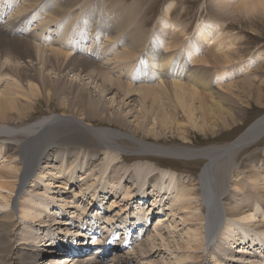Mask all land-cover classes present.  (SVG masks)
<instances>
[{"label":"bare ground","instance_id":"6f19581e","mask_svg":"<svg viewBox=\"0 0 264 264\" xmlns=\"http://www.w3.org/2000/svg\"><path fill=\"white\" fill-rule=\"evenodd\" d=\"M46 1L47 0H9V6L5 10L6 2H8V0H0V34L4 33V37H6V40H3L0 37V44L3 43V45H7V43L10 42H17L19 45H25L27 46L25 49L27 52L26 58L30 59L25 60V65L21 66L18 62L19 60L11 57L12 54L10 56L7 53L4 55L10 56V59H7V61L15 60V62H13L12 65L3 64L0 68V83L8 80L5 88L3 90L0 89V140H9L12 142V144H7L9 142L8 141L6 143L7 145H5L3 150L0 151V158L9 161L7 165L8 167H6L8 170L5 169L2 171L0 169V192H9L10 195V197H7L0 193V209L9 208L10 205L13 207V211L9 212L10 216H8V213L0 214V229L5 231L4 234L0 230V264H104L109 258H111V264H124V262H127V258L118 255L119 253H117L120 245L116 247L114 245L111 249L107 250L106 242H108L110 238H113L114 232L124 231L127 233V236H124L119 244L130 242L129 246L131 247L135 241L134 235L138 234V230L146 231L144 221L146 222L148 219L151 220L150 215L155 216L156 213L151 214V210L148 207L146 208L147 204L142 202L141 208L147 209V213L150 210L146 217L141 215L144 219L140 218L139 215H137L136 218L128 217V215L130 216L131 214L128 212H124L123 214L118 212L115 216H109L104 219V217H106V213L102 211L101 203L104 202V197H106L107 193L98 194L97 191L93 190L94 195L90 194V200L92 198L93 202L95 199L99 203H93L90 201L89 206H85L82 197L88 195L89 192L93 193V191H89L92 188V185L90 189L86 191V187L88 186L86 183L80 185V191L77 193L78 196L76 197L81 198L78 201H74V206L72 208V210L76 209L75 212H78L81 208L82 213L79 212L78 222L81 223V226L86 228V233L79 229L75 238H72V240L65 243L57 238L54 242V247L64 248L66 250L65 253L57 254L53 251L54 249L47 250V247L45 246L37 249V240L31 234V226H34L35 224L37 234H42L45 229L50 227V225L38 224V221L42 220L45 216L48 218L52 216V214L47 215V213H49L48 210L51 208V204L55 203V201L61 202L60 206L58 205L61 209L58 211L59 214L65 217H70L67 213V208L70 204L68 200L53 197L44 200L42 199L44 197V193L42 194L38 192V190L42 187L40 188L36 186V184L43 181L45 175H42V172H40L39 175H36L37 173H35L38 169V165H40V161L45 162V170H50L46 168H56V166L48 164V161L52 159V154L50 152L55 147L84 146L87 143L86 140L90 138H95V140L99 141V144H102L101 146L107 147L110 151H128L121 148V146L115 142L116 139L125 138L138 144L142 155L147 154L155 158L183 156L185 158H199L203 160L202 162L205 163V167L202 170L200 178L202 182L201 189L205 195V198L203 195V200H205L203 201L204 205H202V193L201 189L198 188L199 184L197 181L190 182V185L183 186L179 176H176L175 178L170 176V179L175 181L173 185H176L177 183V186L175 188L173 187L174 193H172V185L166 186L164 183L159 184L160 181H165L160 180L157 170H155L154 174H152L153 172L149 170V168H146V170H148V174L142 175L137 172L138 168L135 166L136 169L134 168L132 171L135 170L136 179L133 178L134 176L132 175V172L131 176L130 174L128 175L127 170L123 169L124 167L120 165L121 162L119 160L122 158L124 161L126 160L123 155L116 156L111 159H105L103 166L105 167L104 170L99 168L101 163H98L92 168V174L89 175L97 178V180L100 179L101 181H104L105 184L120 185L125 180V184L122 186L125 189V192L127 187L126 184H135L140 177L148 179L147 175H151L149 180L146 181V186L144 185L146 190L140 194H144L142 197H146V195L153 196V200L155 201L153 206L156 204V206L159 205L160 207L158 206V209L162 208L161 203L164 202L165 198H168L166 195L170 196L171 194L176 193L175 202L177 204H183L182 207L178 204V206L181 207L180 209L190 211V213L186 216L187 220H192V223L190 222L192 225L194 224V219L199 223V226L195 229L191 228L188 231V235L192 239L188 242V248L196 249L200 254L197 252L196 255L194 252L195 255L193 254L191 258L192 263L190 262L186 264H222L223 258H227L228 255L235 256V258H237L240 257L241 252V256L243 258H245L244 255L246 254L259 256L257 252L260 248H264V244L261 240H259V238H254L256 234H252L259 232L260 236H264V222H261L259 225H250L252 230H247L239 239H236L238 235L236 227L230 224L227 225V223H224V220L239 217H241L240 219L242 220H250L251 218L254 219V216L250 214L251 211L262 215L264 218V193L258 197L252 192H246L247 190H250L249 183H246V187L248 189L245 188V185L244 187L241 185L239 189H235V192L231 191V194L229 193L227 196L225 195L229 188V184L231 182L239 181H233L234 177H238V179L240 178L238 172L235 174L236 169L240 167V164H236L235 162L236 158L239 155H242L245 151H248L264 142V117L253 124L252 127L250 126L251 128L249 127V129L241 134L234 142L202 150H185L182 148L170 150L165 146L153 143H147L144 141L141 142L139 140H136V142L132 138L133 136L130 137L120 131L115 132L106 131L104 129H95L93 127L91 128L90 124H85L83 122L84 120L89 121V119L93 118V116H96V119H100V122L102 123L117 124L119 127L121 126L127 130L133 129L136 134L141 132L143 135L152 136L157 140H160L164 134L159 132V129H162L165 131L168 130V132L176 131L178 136L182 137L183 140L188 141L189 131H186L185 127L182 126L185 125L184 123L180 124L178 122L176 114L169 113V111H173V109L170 106L165 105V98L167 95H172L174 99H177L182 108L181 113L185 115V117L187 116L190 120H192L190 121L189 126L197 131L204 132L205 129H202L198 125V120L194 117L196 112L194 103L199 101L200 104L197 111H202L206 109V105L208 104L205 103L207 102L206 100H213L217 103L216 100L218 96L215 100L213 98L214 95L210 96L209 94L208 97L207 93H205L206 95L200 93L198 90L199 82H196V73L195 71L188 70L187 65L189 63L207 64L212 62L214 61L213 55L216 51H208L205 58H200L201 49H198V45L200 47V44L197 42V44L194 45L193 41H189L190 43H188L187 46V54L185 53L181 55L179 53H175L169 57L166 53L158 51L157 49L152 54L150 52L152 49L151 47L154 44L159 46V43H162L163 38H160L159 36L165 35V32L168 29L165 24H161V26H159V35H157V37H151V42H147L144 41L140 35L139 37H136L131 32V28H129L121 18L108 17L106 14L102 16V14H100V17H103L104 20L100 23L96 21L97 23L95 26L97 27L87 33H84L78 25L76 19V16L81 17V12L85 10L83 6L78 3V0H76L77 2L74 0H54L55 3L53 6L48 3L44 4ZM261 2L262 0H255L252 2L241 1V7L238 10L241 12L245 11L247 12V15H250L249 13H255L256 11H259L260 8L243 7V5H258ZM15 6H18L17 10L10 14L8 21L6 20L5 22H2L4 19L3 13H8V11H10L11 8L13 9ZM47 6H49V9ZM70 6L71 9H69ZM218 7L222 13L227 7H229V4L221 3ZM50 11L51 13H48ZM75 14V19H73L74 17L72 16ZM69 18H71L70 22H68L70 20ZM63 20L64 24H61ZM31 27L34 28L31 30ZM127 28H129V32L125 33ZM139 29L140 27L138 26L136 31ZM142 32L144 31H141V33ZM213 32L214 31L211 32L207 30V27H204L201 28L197 34L200 38L202 37L207 39ZM54 34L57 35V38L51 37ZM72 35L73 37L78 36L79 40H75L71 37ZM47 38L50 39L43 43V47L37 45L39 40L41 41L42 39ZM173 38L179 39V36H174ZM31 40H33V42ZM198 40L199 39H197V41ZM178 42L180 43V39ZM84 43L87 45L84 46L83 50L79 49V44L83 45ZM227 47L228 44H226V42H221L218 44V51L224 50ZM73 51H75L74 55H72ZM48 52H50V55H48ZM137 52L139 54L138 56L135 55ZM226 52L227 51L224 53ZM187 55L191 56L193 61H188ZM226 58L228 59L227 63L232 64L230 63L232 62V59H229L230 56ZM102 59H108L107 63L101 64L103 61ZM227 59L224 60L227 61ZM35 61H37L36 64H34ZM38 62L45 66H49V68H52L54 72L56 71L58 76L56 80L57 86H51L48 88V92H46L45 95L48 97V101L52 100L54 97L58 98L59 106L63 108V110L67 111V114L56 118L41 119L33 124L26 125L25 123L27 121L29 122L33 117L36 107L35 105L38 104L36 102L37 98L40 97L39 95H35L37 87L33 80L29 77V74L37 73L39 76H42L45 75V72L47 71L38 69ZM208 66L212 67L209 64ZM220 67L222 66L220 65ZM244 67L245 64H240L234 67V72H239ZM72 73H74V76L77 75V77L80 78V85L83 82L82 84L85 87L83 91L77 89L75 90V93L72 94V91L74 90L72 88L73 86H71L72 83L69 81L70 74ZM219 74L220 77L223 78L224 74L222 71L219 72ZM123 79H126V81L124 82ZM9 80L12 81L9 82ZM40 81L46 85L45 79H40ZM73 81L75 82V80ZM87 81H89V83H85ZM156 81L158 84L154 85L153 83ZM89 84L96 86V88H100L101 91L96 89L97 92L104 95H112L116 92L118 97L120 96L123 98L121 99L124 101L122 107L125 109L129 108L127 106L131 103H137V106L140 108L139 112L136 111L137 113L133 115H130L129 113L124 115V112L117 113L113 115V118H111L109 116V108H107L104 103L107 99H104L103 95V97L101 96L103 101L97 102L93 99L92 93L95 94L96 91L95 88L92 91V87H90ZM227 89L229 90V88ZM210 91L208 93H210ZM26 92L29 95H27ZM222 94L225 93L223 92ZM22 98L26 99L25 105H19V102L22 100L24 101ZM209 113H211V111H209ZM232 128L233 127H231V129ZM3 136L6 137L3 138ZM65 153L72 152L60 151V153H58L55 157L60 158ZM76 160L77 159H73L72 166L75 171L79 172L74 173L67 168L65 169V173L63 175L65 177L64 179L69 180L67 184L61 183L65 185V187H68L71 184L75 175H78L79 177L83 172L87 173V169H82L81 165L77 166L75 164ZM88 160H92V157H88ZM257 166L260 172L256 170L257 172L255 173L263 174L261 187L264 188V168L262 165L257 164ZM34 176L36 179L35 185H32L34 190L28 188L27 193H25L27 195L23 197L24 201H22L20 192H22V189L28 179L31 178L32 180V177ZM130 179L131 183H128ZM77 180L78 179L75 178L74 182ZM243 180L244 179H242V181ZM252 183V185H255L256 181L252 180ZM191 184L194 185L191 186ZM134 188L135 187H132V190H136ZM150 188L153 189L151 194H149L148 191ZM115 194L118 196V192H115ZM236 194L238 195L236 196ZM137 195H139V193ZM122 196H125V194ZM137 197L139 198L138 200L145 199L139 196ZM34 198L35 200H31ZM136 200L137 199L134 201ZM232 200L237 202L233 203ZM122 201L123 200L120 202ZM116 202L113 203H119ZM175 202L174 204H176ZM253 202H255V204H253ZM256 205L260 207L258 211L255 209ZM132 206L133 205H131V207ZM245 207L250 210H244ZM194 208L196 211L193 210ZM44 210H46V213ZM159 211L162 210L160 209ZM18 212L20 224L16 221V215ZM206 212L207 215H205ZM124 215L125 219H120ZM174 215L177 216L176 213ZM103 219V224H105L106 227L102 226V228L103 230L107 229L108 232H100V229L96 226L97 223H100ZM92 222H94V225H92ZM159 222L163 221L161 220ZM74 223L75 222H73V225L77 227L78 224ZM47 224H49V222ZM161 224L162 223H160V225ZM220 228H223L221 233L219 231ZM89 231L91 234L94 236L97 235L98 237H88L87 233ZM218 231L221 237L226 234L228 237H225L235 244L241 241L237 249L243 246V250L240 248V250L234 253L228 247L231 245L230 243H225L221 240L217 242L215 241V243L214 236H216ZM191 232H193V234ZM121 234L123 235V233ZM81 235L84 237L82 238ZM160 237L163 236L160 235ZM213 237L214 239H212ZM86 239H89L88 245L85 243ZM248 239L250 241H248ZM236 240L237 242H235ZM155 241L156 240H154V238H150V242L152 243L149 242V247L144 245L146 246L144 249H141L138 246L139 256L136 257V261H140L141 264H161L160 261L151 259L158 251L162 252V250H164L163 248L157 249L156 251L152 250L154 248ZM192 242L194 246L192 245ZM211 243H213V247L210 245ZM67 244L71 247L70 251H67L66 249ZM246 245L248 246V249L253 248V251H244V247ZM92 246H96L97 248L92 250ZM86 248L90 249V254L94 255L96 257L95 259L74 258L76 254L82 256L84 254L83 251ZM133 249H135V247ZM207 251H209V254L214 256L215 259L217 258L215 262L208 261L206 255ZM188 252L191 251L188 249ZM40 253L42 255L41 259L39 257ZM261 253L260 258L263 260L262 264H264V254ZM51 254L54 256L48 257V255ZM235 254L239 255L236 256ZM60 257L64 259H57ZM45 258L47 259L44 260Z\"/></svg>","mask_w":264,"mask_h":264},{"label":"rangeland","instance_id":"374dc122","mask_svg":"<svg viewBox=\"0 0 264 264\" xmlns=\"http://www.w3.org/2000/svg\"><path fill=\"white\" fill-rule=\"evenodd\" d=\"M47 1L44 2V4L48 3V4H51V6H53L55 1L57 0L55 1L47 0ZM74 1L77 2L76 0ZM241 1L252 2L255 0H78V3L82 5L85 10L81 12V17L76 16L77 13L72 17H74L73 19H75V16H76L77 23L84 33H87L88 31L95 29L97 27L95 26V24L97 22L100 23L101 21L104 20L103 17H100V14H102V16L106 14L108 15V17L121 18L124 21V23H126V25H128V27L131 28V32L136 37H139L140 35L143 38V40L147 42H151L150 41L151 37H157V35H159V28H160L159 26H161V24H165L168 27L167 31L165 32V35L159 36L160 38H163L162 43H159V46H156L154 44L151 47L152 49L150 52L152 54L155 52L156 49L158 51H162L166 53L169 57L175 53H179L181 55L185 53L187 54L188 52L187 46H188V43H190L189 41H193L194 45H196L197 42L198 44H200V47L198 45V49H201L200 58H205L208 51H211V52L216 51L213 55L214 61L209 62L207 64L189 63L187 65V69L190 71H195L196 73L195 76H197L196 82H199L198 90L200 93L202 94L207 93L208 97H209V94L210 96L214 95L213 97L214 99L217 96L219 97V98L217 97V100L215 99L217 103L214 102L213 100L212 101L206 100L207 102L205 103L206 104L208 103V104L206 105L205 110L209 108L207 111L205 110L197 111V108L200 103L199 101H196L194 103V107H196V112H195L194 117L195 119L198 120V125L202 129L203 128L205 129L204 131L205 133H204L202 131H197L189 126V123L192 120H190L187 116L185 117V115L181 113L182 108L179 105L177 99H174L172 95H167V97L165 98L166 100L165 105L170 106L173 109V111H169V113L176 114V118L178 119V122L180 124L182 123L185 124L182 126L185 127L186 131H189L188 141H185L183 140L182 137L178 136L176 131L168 132V130L165 131L162 129H159V132L160 133L162 132L161 134L164 133L165 136L163 134L161 139L157 140L156 138L152 136L143 135L141 132L136 134L133 131V129L127 130V129L122 128L121 126L119 127L117 124L104 123V122L102 123L100 122V119H96V116H93V118H91L92 120L91 119H89V121L84 120L83 122L85 124L86 123L90 124L91 128L93 127L95 129H100V130L104 129L106 131H115V132L120 131L126 135H129L130 137L133 136L132 138L135 141L139 140L141 142L144 141L147 143H153V144H157L160 146H165L167 147V149H170V150H176L178 148H182L185 150L187 149L202 150L205 148L222 146V145H226V144L234 142L241 134L246 132L250 126L252 127L253 124H255L258 120L264 117V10L260 9L259 11H256L255 13H249L250 15H247V12L245 11L241 12L238 10L241 7V3H240ZM8 3H9V0L8 2H6L5 10L9 6ZM221 3L229 4V7H227L222 13L220 12L219 7H218L219 4ZM71 4H72V1H71ZM17 7L18 6L13 7V9L11 8L10 11H8V13H3L4 19L2 20V22H5L6 20L8 21V17L10 16V14H12L14 11L17 10ZM47 8L49 9V6H47ZM69 9H71V6L69 7ZM48 13H51V11ZM69 19H68L69 20L68 22L71 21V18ZM61 24H64V20L62 21ZM138 26L140 27V29L136 31V28ZM204 27H207V30L211 32L214 31L212 35L208 37L207 39H204L202 37L200 38V36L197 34L198 31H200V29ZM33 28L34 27H31V30ZM129 28H127L125 33L129 32ZM141 31H144V32L141 33ZM1 34H0V37L3 40H6V37H4L5 34L4 33H1ZM174 36L176 37L179 36L180 43L178 42L179 41L178 38L176 39L173 38ZM51 37L57 38V35L54 34ZM71 37H73V35ZM73 38L75 40L76 39L79 40L78 36H74ZM49 39L50 38L42 39L41 41L39 40V42H37L38 44L37 43L36 44L43 47L44 46L43 43L45 41L47 42ZM58 39L60 40L59 37ZM197 39L199 40L197 41ZM7 40H8V37H7ZM31 41L33 42V40ZM221 42H226V44H228V47L224 50H219V51H222V52H219L218 44H220ZM16 44L17 42H10V43H7V45L5 44L3 45V43L0 44V68L3 66V64L12 65L13 62H15V60L7 61V59H10L9 57L11 56V54H12L11 57H14L16 58V60H19L18 62L20 63L21 66L25 65L24 63L25 60H30L26 58L27 52L25 49L27 46L21 45V44L19 45L18 43L16 47ZM85 45L87 44L85 43L83 45L79 44L78 47L79 49L83 50ZM225 51H227L229 54L227 52L224 53ZM7 53L10 56H4ZM48 53H49L48 55H50V52ZM21 54L23 57L21 56ZM74 54H75V51H73L72 55ZM135 55L138 56L139 55L138 52ZM228 56H230L229 59H232V62H230L232 64L227 63L228 59L226 57ZM187 58H188L187 59L188 61L190 62L193 61L191 56L187 55ZM224 59H227V61ZM107 60L108 59H104L101 64L107 63ZM223 60H224V63H223ZM36 63L37 61L34 62V64ZM208 64L211 65L212 67L208 66ZM219 64L222 67H220ZM240 64H245V67L241 69L239 72H234L235 71L234 67ZM38 69H42V71L43 70H47V71L45 72L46 74L42 76H39L37 73L29 74V77L33 80V82L35 83L37 87V92L35 93V95H39L40 97L37 98L36 102L38 104L35 105L36 107L34 110L33 117L30 119L29 122L27 121L25 123L26 125L33 124L41 119L56 118V117H60L61 115L67 114L66 113L67 111L63 110V108L59 106L58 98L54 97L52 100L48 101L47 100L48 97L45 95V93L48 92L47 90L48 88H50L51 86L52 87L57 86L56 80L58 76L56 74V71L54 72L52 68H49V66H45L41 64L40 62H38ZM221 71L224 74L223 78L220 77V74H219V72ZM40 79H45L46 85H44L42 81H40ZM73 80H75V82ZM7 81L8 80H5L2 83H0L1 90L5 88ZM11 81L12 80H9V82ZM69 81L72 83L71 86H73L72 88L74 90L72 91V94H74L75 90L77 89H79L80 91L84 90L85 87L82 84L83 82L80 85L79 83L80 78L77 77V75L74 76V73L70 74ZM123 81L125 82L126 79H123ZM85 83H89V81ZM153 84L157 85L158 82L156 81ZM89 85L90 87H92V91L94 88L96 91L95 94L92 93L93 99H95L97 102L103 101V98H101L102 95L104 96V99L105 98L107 99L106 101H104V103L106 107L109 108L108 111L110 113L109 116L111 118H113V115L117 113L124 112V115L128 113L130 115H133L139 112L140 108L137 106L138 105L137 103L133 102L127 106L129 108L125 109L122 107V104H124L123 103L124 101L121 99L123 98H121L120 96L118 97L116 95V92H114L112 95H106V94L104 95L100 92L99 93L97 92V90L101 91L100 88H96V86H93L91 84ZM227 88H229V90ZM209 91L210 93H208ZM223 92L226 95L222 94ZM27 95L29 94L27 93ZM22 99H24V101ZM22 99H21L22 101L19 102V105L26 104V99L25 98H22ZM209 111H211V113H209ZM231 125H234V126H231ZM231 127L233 128L231 129ZM211 130L214 132H212ZM3 131H7V130H3ZM4 137L6 136H3V138ZM8 141L9 140H0V151L3 150L5 145L9 143L12 144L11 141L9 142ZM86 142L87 143L84 146H70V147L61 146L58 148L55 147L50 152L52 154V159L48 161V164H52L56 166V168H46L50 170H45L44 169L45 162L40 161V165H38V169L37 171H35V173H37L36 175H39L40 172H42V175L45 174L43 181L38 182L36 184V186L40 188L42 187L41 189L38 190L39 193H42V194L44 193V197L42 199L47 200L53 197V198H61L64 200H68V202H70L69 207L67 208V211H68L67 213L69 214L70 217H65L59 214L58 211L61 210L59 207L61 202L55 201V203L51 204V208L48 210L49 213H47V215L52 214V216H50V218L45 216L43 217L42 220L38 221V224L50 225V227L45 229L42 234H37L36 224L34 226H31V234L37 240L36 248L40 249L42 246H45L47 247L46 248L47 250L54 249L53 251L55 253L63 254L66 252V250L61 247L55 248L54 247L55 240L59 238V240L65 243V242L72 240V238H75L76 233L79 229H81V231L83 232L86 231V228L81 226V223L78 222V216L80 213H82L81 208L80 210H78V212H75L76 209L72 210L74 206V201L76 200L78 201L81 198V197H78V198L76 197L78 196L77 193L80 191V185H83V183H86L88 184V186L86 187L87 189L86 191H88L92 185V188L89 191L94 190V191H97L98 194L107 193L106 197H104V202L101 203L102 204L101 209L102 211L106 213V217H104V219L108 218L109 216L113 217L118 212L122 214L124 212L131 213L130 216L128 215V217H131V218H136L137 215H139L140 218H142L141 215L146 217V215L149 214L150 210H151V214L156 213L155 216L150 215L151 220L148 219L146 220V222L144 221L146 231L138 230V234L134 235L135 241L133 242V245H132L133 247L126 246L125 248H123L122 246L124 244L122 243L119 244V242L122 240L124 236L125 237L127 236V233L124 231L116 232L115 236L117 237V239L115 242L118 243L116 245H120V248L117 251V253H119L118 255H121L127 258V262H124V264H141L140 261L139 262L136 261L137 260L136 257L139 256L138 246L141 249L146 248V246L149 247L150 238L151 239L154 238V240H156L154 242V248L152 250L156 251L157 249H161V248L164 249L162 250V252L158 251L156 254H154V256H152L151 259L153 260L156 259L157 261H160L161 264L190 263L194 252L197 255V252L199 253V251L196 249L188 248V242L189 240L190 241L192 240L190 236L188 235L189 234L188 231L191 228L195 229L197 226H199L198 225L199 223L194 219L193 220L194 224L192 225L191 224L192 220H187L186 216L187 214L190 213V211L180 209L183 204L181 205L178 203L181 206L179 207L178 204L175 202L176 193L171 194L170 196L166 195V197H168L169 199L165 198L164 202L161 203L162 208L158 209L159 205L156 206L157 205L156 203H155L156 205L153 206V203L155 202L153 200V196L146 195V197H142L144 194H140L141 192L146 190V187H144V185L146 184V181L149 180V177L151 175H147L148 179L144 177H140L137 183L135 184H126L127 185V187L125 186L126 192H125V189L122 187L125 184V180L120 185L119 184L113 185V184H107V183L105 184L104 181H101L100 179L97 180V178L91 177L89 175L92 174L91 173L92 168L98 163H101L99 168L104 170L105 167L103 166L105 163L104 162L105 159L107 158L111 159L113 157L115 158L116 156L123 155L124 159H126L125 160L126 162L123 160V158L121 159L122 161L121 160L119 161L121 162L120 165L124 167L123 169L127 170L128 175L130 174L131 176V172H132L133 173L132 175L134 176L133 178L136 179L135 170L132 171L135 168V166L136 168H138L137 172L141 173L142 175L148 174V170H146V168H149V170L153 172L152 174H154L155 170H157L160 180H164L166 182L165 183V182L160 181L159 184L164 183L166 186L172 185L171 189H173L172 193H174V188L177 186V183L176 185H173L175 181L170 179V176L174 178L176 176H179L180 180L182 181L181 184L183 186L190 185V182L197 181V183L199 184L198 188L199 189L202 188L201 187L202 182H201L200 175L202 173L203 168L205 167V163L202 162L203 160L199 158L197 159L196 158H192V159L185 158L183 156H180V157L178 156H173V157L168 156L167 157L166 156V157L155 158L147 154L142 155L140 153L138 144L128 139H125V138H120V139L115 140V142L118 145H120L121 148L128 150V151H121V152H118L117 150L116 151L108 150L107 147L101 146L102 144H99V141L95 140V138H90L86 140ZM60 151H71L73 154L65 153L60 158H56L55 156L58 153H60ZM88 157H92V160H88ZM73 159H77L75 164L77 166L81 165L82 169H87V173L83 172L82 175H80L79 177L78 175L77 176L75 175L71 184L68 187H65V185L63 184L64 183L67 184V182L69 181L67 179H64L65 177L63 175L65 173V169L67 168L73 171L74 173L79 172L73 169V166H72ZM8 162L9 161L3 160L2 158H0V169L2 171H4L6 167H8L7 166ZM235 162L236 164H240V167H238V169H236V172H235V174L237 172L239 173L240 178L238 179V177H234L233 181H236V180H239V181L231 182L229 184V188L225 195L227 196L231 191L235 192L236 191L235 189H239L241 185H243V187L245 185V188L248 189L246 185L249 183L250 190H247L246 192L248 193L252 192L253 194L260 197V195L264 193V188L261 187L262 186L261 181L263 182V177H262L263 174L255 173V172L259 171L257 164L262 165L264 168V142L259 144L256 147L251 148L248 151H245L242 155H239L236 158ZM75 178L78 179L76 182H74ZM242 179L244 180L242 181ZM252 180L256 181L255 185H252L253 184ZM35 183H36L35 176L32 177V180L31 178L28 179L27 183L22 189V192H20V197L22 198L21 199L22 201H24L23 197L27 195L25 193H27L28 188H31L32 190H34V187H32V185L33 184L35 185ZM128 183H131V179ZM192 185L194 184H191V186ZM132 187H135L134 189L136 190H132ZM94 191L93 193L89 192L88 195H85L84 197H82L83 203L85 204V206H89L90 201L93 202L92 198L90 200V197H91L90 194L94 195ZM148 191H149V194H151L153 189L150 188ZM115 192L116 193L118 192V196L115 194ZM0 193H2V195L4 196L10 197L9 192L6 193L5 191H1ZM138 193L139 195H137ZM201 193H202V196H201L202 205H204L203 201L205 200H203L204 193L202 189H201ZM124 194L125 196H122ZM79 195H82V194H79ZM237 195L238 194H236V196ZM137 196L145 198V199L138 200L139 198ZM204 198H205V195H204ZM135 199L137 200L134 201ZM31 200H35V198ZM121 200L123 201L120 202ZM116 201L119 203H117ZM232 201L233 203L237 202L235 200H232ZM94 202H97V201L94 199ZM113 202L114 203L116 202L117 204H114ZM142 202L147 204L146 208L148 207L150 209L148 213H147L148 211L147 209L141 208ZM174 202L176 204H174ZM171 203L174 205H172ZM253 204H255V202H253ZM131 205L133 206L131 207ZM12 209L13 207L11 205L9 208L7 207L6 209L1 208L0 214L8 213V216H10L9 212L13 211ZM18 209H19V206H18ZM160 209L162 211H159ZM255 209H257L258 211L260 207L256 205ZM193 210L196 211L195 208ZM244 210H250V209L245 207ZM44 211L46 213V210ZM174 212L177 214V216L174 215L175 214ZM250 214L254 216V219L251 218L250 220H245V219L242 220L240 219L241 217H239V218H228L227 220L226 219L224 220V223H227V225L230 224L236 227V230H237L236 232L238 233L236 239H239L242 236V234H244L247 230L251 231L252 228L250 225H253V224L259 225L261 222H264V218L262 215L256 214L253 211H251ZM125 215L122 216L120 219H125ZM205 215H207V212ZM144 217L142 219H144ZM104 219L100 223H97L96 225L100 229V232L107 231V229L103 230L102 228V226L106 227V225L103 224ZM161 220L163 222H159ZM16 221L20 224L19 212L16 215ZM48 222L49 224H47ZM73 222L78 224V226L75 227L73 225ZM160 223L162 224L160 225ZM92 225H94V222H92ZM223 228H220L219 230L220 233ZM0 230L2 233L5 234V231L3 229H0ZM219 231L217 232L216 236H214L215 237L214 242L221 240L225 243H230L231 245L228 247L234 253L240 250V248L241 250H243V246L237 249L241 241L235 244L234 242H231V240L227 239L228 235L225 234L223 235V237H221V235L219 234ZM121 233H123V235ZM191 233L193 234V232ZM255 234L256 236L254 238L256 237L259 238V240H261L262 243L264 244V236L262 235L260 236L259 232L253 233L252 235H255ZM160 235L163 237H160ZM187 235L189 238L187 237ZM87 236L95 237L97 235L94 236L89 231L87 233ZM99 236H100V233H99ZM214 237L212 239H214ZM88 241L89 239H86V242H85L87 243L86 245L89 244ZM248 241L250 240L248 239ZM147 242H148V245H147ZM235 242H237V240ZM192 245L194 246L193 242H192ZM210 245L212 247L214 246L213 243H211ZM134 247L135 249H133ZM96 248H97L96 246H92V250ZM66 249L67 251L71 250V247L69 246V244H67ZM188 249L191 252H188ZM252 249L253 248L248 249L247 245L244 247V251H248V252L253 251ZM258 252L260 253L262 252L261 254H264V248H260ZM258 252L257 254H259V256L258 255L251 256L250 254H246L244 255L245 258L241 256L242 252L240 253L241 254L240 257H237V258H235V256L228 255L227 258H223L222 264H262L263 260L260 258V253ZM83 253L84 254L82 256L76 254L74 258H77V259H80V258L95 259L96 258L94 255L90 254L91 253L90 249H87V248L84 249ZM206 255H207L209 262H215V260L217 259V258L215 259L214 256L210 255L209 251L206 252ZM50 256H54V255L53 254L48 255V257ZM64 256H68V255H64ZM39 257L40 259L42 258L41 253ZM47 258H45L44 260H46ZM57 259H64V258L60 257ZM110 259L111 258H109L108 261L106 260L104 264H111L112 262H110Z\"/></svg>","mask_w":264,"mask_h":264},{"label":"clouds","instance_id":"9594fccd","mask_svg":"<svg viewBox=\"0 0 264 264\" xmlns=\"http://www.w3.org/2000/svg\"><path fill=\"white\" fill-rule=\"evenodd\" d=\"M243 7H251V8H256L259 7L261 10H264V0L258 5H243Z\"/></svg>","mask_w":264,"mask_h":264}]
</instances>
